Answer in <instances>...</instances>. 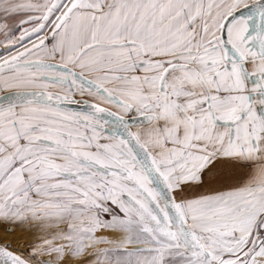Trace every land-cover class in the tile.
<instances>
[{
  "label": "snow or ice",
  "instance_id": "6c2138e0",
  "mask_svg": "<svg viewBox=\"0 0 264 264\" xmlns=\"http://www.w3.org/2000/svg\"><path fill=\"white\" fill-rule=\"evenodd\" d=\"M0 264H264V0H0Z\"/></svg>",
  "mask_w": 264,
  "mask_h": 264
}]
</instances>
